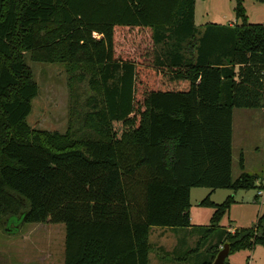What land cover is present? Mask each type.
Here are the masks:
<instances>
[{"label": "trees", "instance_id": "trees-1", "mask_svg": "<svg viewBox=\"0 0 264 264\" xmlns=\"http://www.w3.org/2000/svg\"><path fill=\"white\" fill-rule=\"evenodd\" d=\"M193 10L194 0H0V222L62 224V264H148L150 227L194 229L190 188L259 187V176H231L230 142L233 108L264 109V23L246 22L241 0L232 25L197 28ZM25 52L88 75L100 100L89 98L82 128L96 138L26 125L37 88ZM230 202L199 201L213 208L202 232ZM223 243L264 248V210L251 227L219 229L200 264Z\"/></svg>", "mask_w": 264, "mask_h": 264}, {"label": "rangeland", "instance_id": "rangeland-1", "mask_svg": "<svg viewBox=\"0 0 264 264\" xmlns=\"http://www.w3.org/2000/svg\"><path fill=\"white\" fill-rule=\"evenodd\" d=\"M234 3L235 0H194V25L200 28L203 24L210 22L234 24ZM241 6L246 22L264 23V0H241ZM146 40H148L147 36H142L140 45ZM23 60L29 71L30 80L37 88V94L31 99L30 111L25 118L26 125L37 131L58 134L67 131L71 139L96 138L92 132L82 128L83 115L92 108L89 98L92 97L96 104L100 100L98 94L89 87L88 75L85 74L81 79L70 77L64 65L33 60L26 52ZM263 122L264 110L260 108L232 109L230 142L232 177L237 174L236 163L240 151L245 159L254 158L256 162L252 164L249 171H261L260 169L264 168ZM262 182L264 183V178ZM204 191V188L190 190L188 217L194 229H172L175 235V247L171 249L172 236L169 232L159 239L158 230H156L159 227L149 228L148 242L154 247V251L148 254V264L207 262L209 261L207 248L214 242L219 229L234 230L251 227L255 223L256 215L264 210V202L255 198L254 188L234 192L227 189H216L209 197V201L217 204L227 196H231L232 202L219 217L217 227L205 233L201 229L209 226L213 208L209 204H198L205 197ZM17 225L15 217H8L3 223L0 222V264H62V224H22L19 227ZM198 228L201 232L197 230ZM157 241H159L158 246ZM185 251L187 255L185 254L184 260H176L177 257L183 256ZM155 252L159 255L167 252L168 255L158 258ZM224 262L227 264H264V248L257 244L252 249L229 252Z\"/></svg>", "mask_w": 264, "mask_h": 264}, {"label": "crops", "instance_id": "crops-1", "mask_svg": "<svg viewBox=\"0 0 264 264\" xmlns=\"http://www.w3.org/2000/svg\"><path fill=\"white\" fill-rule=\"evenodd\" d=\"M210 23H212V22H210ZM228 25H231V24H228ZM245 109H249V108H245ZM262 110H264V109H262ZM231 114H232V112H231ZM263 127H264V122H263ZM241 156V158H242V161H241V169H240V167H239V165H238V160H237V163H236V168H237V174H236V176L240 173V172H246V173H248V174H251V175H255V176H259V178H257L256 180H255V184H258V183H263L262 182V178H264V168L263 169H260L261 171H249V168H251V166H252V164H256V162H255V160H254V158H251V159H249V160H247V159H245L244 158V156H243V153H242V151H240L239 152V154H238V158ZM249 164V167L247 168V165ZM236 176H234V177H236ZM262 177V178H261ZM191 189H195V188H190L189 189V192H188V201H189V193H190V190ZM204 194H205V196L206 195H208V199H209V197L214 193V191L216 190H213V191H209V189H207V188H204ZM228 190V189H227ZM199 203V202H198ZM261 213V212H260ZM259 214H257L256 215V217L258 216ZM189 223H190V221H189ZM187 230H190L189 228H186ZM156 230H158V232H157V237L159 238H163V235H165L167 232H169L170 234H171V236H172V238L170 239L171 240V249L173 248V247H175V245H176V243H175V240H174V233L172 232V229H169V228H162V227H159V229H156ZM227 231H229V232H232V230L233 229H231V228H227L226 229ZM149 235V234H148ZM159 238V239H160ZM147 240H148V237H147ZM158 243H157V246L159 245V241H157ZM156 246V247H157Z\"/></svg>", "mask_w": 264, "mask_h": 264}, {"label": "water", "instance_id": "water-1", "mask_svg": "<svg viewBox=\"0 0 264 264\" xmlns=\"http://www.w3.org/2000/svg\"><path fill=\"white\" fill-rule=\"evenodd\" d=\"M228 254V245L223 243L219 250L216 252L212 264H224V258Z\"/></svg>", "mask_w": 264, "mask_h": 264}, {"label": "built area", "instance_id": "built-area-1", "mask_svg": "<svg viewBox=\"0 0 264 264\" xmlns=\"http://www.w3.org/2000/svg\"><path fill=\"white\" fill-rule=\"evenodd\" d=\"M255 198L264 202V183H261L258 188L255 189Z\"/></svg>", "mask_w": 264, "mask_h": 264}]
</instances>
